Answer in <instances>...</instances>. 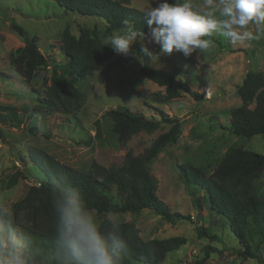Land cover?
I'll list each match as a JSON object with an SVG mask.
<instances>
[{"label": "rangeland", "instance_id": "rangeland-1", "mask_svg": "<svg viewBox=\"0 0 264 264\" xmlns=\"http://www.w3.org/2000/svg\"><path fill=\"white\" fill-rule=\"evenodd\" d=\"M126 1L141 11L163 2ZM168 2L174 3L175 0ZM193 4L198 7L202 0H193ZM11 20L29 34L38 36L42 53L60 65L67 62L60 48L62 32L69 29L79 35L81 26L94 28L101 24L64 11L55 0H0V105L15 107L19 111L15 123H0V213H6L10 219L12 203L22 198L33 183V177L24 179L19 175L14 185L9 187L15 174L28 175L29 167L20 160L22 156L29 162L31 151L42 150L83 173L96 169L94 167L118 170L128 156L143 155L157 137L172 129L173 123H162L154 132L141 131L121 144L113 131L109 111L129 108L147 117H159L157 110H161L176 118L180 129L177 141L161 149L148 164L149 172L157 179L159 199L173 213H181L190 220L171 223L149 209L139 213L105 214L90 210L91 214L100 222L104 218L113 223L132 222L145 241L175 236L185 238V244L167 255L163 264H264V242L253 235L252 248L259 260L240 255L238 249L244 250L245 244L240 243L230 231L229 224L212 213L206 204H202L200 211L196 208L177 171V165L192 164L201 167L209 176L233 146L264 154V134L247 139L229 131L231 111L242 102L237 88L249 71L264 72V30L257 33L255 26L250 25L249 30L259 38L244 44H233L222 33H214L205 37L210 40L208 49L198 50L189 57L175 50L171 54L161 53L160 45L149 43L148 37L141 39L144 47L157 57L152 60L148 56H136L131 63L112 66L111 63L122 56L115 53L104 63L103 69L78 84L86 96V103L75 125L67 121L66 115L51 114L38 108L39 98L45 95L44 79L48 78L51 70H43L36 80L27 84L11 67L10 52L24 45L23 39L11 30ZM111 35H102L103 40L109 42ZM144 63L171 72L182 81L187 80L191 89L200 96L182 92L168 103L156 102L153 94L164 91V88L141 74L140 68ZM33 125L40 128L39 133H32ZM255 189L259 197L264 198V173L256 181ZM112 194L117 195L116 189ZM115 201H119V197L115 196ZM199 227L207 228L218 239L201 237ZM207 245L215 249L206 258L204 248Z\"/></svg>", "mask_w": 264, "mask_h": 264}, {"label": "trees", "instance_id": "trees-1", "mask_svg": "<svg viewBox=\"0 0 264 264\" xmlns=\"http://www.w3.org/2000/svg\"><path fill=\"white\" fill-rule=\"evenodd\" d=\"M64 11L95 20L101 24L94 28L81 26L79 35L65 29L61 35L60 48L67 62L63 65L51 61L39 47V37L31 35L26 29L11 20L10 28L24 41V45L10 52V65L22 77L24 83L30 84L43 70H51L46 84L45 95L39 98L38 108L48 113H60L68 116L70 124L77 125L78 115L82 111L86 96L81 91V84L93 74L103 69L115 52L102 35L123 32L129 24L138 32L149 34L144 18V11L130 6L126 0H55ZM103 32V34H101ZM147 38V36H146ZM143 37H137L131 46L132 54L122 55L111 65L131 63L134 58L146 57L142 52ZM140 72L155 82L164 91L153 94L156 102L168 103L178 98L182 92L199 97L187 80L163 69H156L144 63ZM50 84L48 85V83ZM241 105L231 111L229 131L247 139L264 134V72L249 71L237 88ZM35 112V109H34ZM159 117H147L144 113L133 112L129 108L112 109L109 115L113 120V131L118 143H126L141 131L154 132L162 123H173L172 129L157 137L152 147L141 156H128L125 164L118 170L94 167L88 173L75 170L48 155L42 150L30 152L29 162L25 156L20 160L28 165V175L15 174L9 187L21 175L24 179L33 177V183L26 194L12 203V220L29 241L34 264H57V241L55 231L54 197L58 191L68 187L76 188L89 211L105 213H139L149 209L171 223L188 219L181 213H173L157 196V179L149 172L148 164L158 156L161 149L177 141L179 123L157 110ZM19 118L15 107L0 105V123L13 124ZM69 124V125H70ZM32 133H39V127L33 125ZM45 137L49 134L43 133ZM185 191L192 197L197 209L206 204L209 210L229 224L230 231L245 244L244 250L238 249L240 255L259 260L252 248V239L256 234L264 242V198H260L255 183L264 173V154L242 147H230L221 158L214 172L207 176L201 167L192 164L177 165ZM7 184V183H6ZM8 186V185H7ZM116 189L119 201L112 194ZM201 194V195H200ZM113 223L104 218L102 226ZM120 226L126 241L123 264H163L167 255L176 252L185 244L183 237L143 240L140 230L132 222L113 223ZM198 234L211 240L218 236L207 228L199 227ZM215 248L205 246L206 258Z\"/></svg>", "mask_w": 264, "mask_h": 264}, {"label": "clouds", "instance_id": "clouds-1", "mask_svg": "<svg viewBox=\"0 0 264 264\" xmlns=\"http://www.w3.org/2000/svg\"><path fill=\"white\" fill-rule=\"evenodd\" d=\"M149 34L138 32L127 20L123 32L109 37L112 50L118 55L132 54L131 45L137 37H148L149 43L160 45L161 53L174 50L185 57L209 48L210 37L222 33L233 44H244L264 30V0H168L144 11ZM142 52L152 60L157 55L148 47ZM57 264H123L126 241L118 224L102 226L91 214L76 188L60 190L54 197ZM0 264H34L29 241L18 226L0 213Z\"/></svg>", "mask_w": 264, "mask_h": 264}]
</instances>
